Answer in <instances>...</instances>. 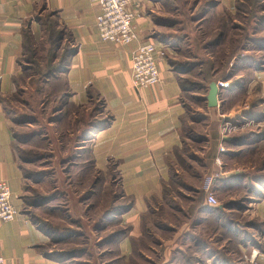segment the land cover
<instances>
[{"label": "crops", "instance_id": "obj_1", "mask_svg": "<svg viewBox=\"0 0 264 264\" xmlns=\"http://www.w3.org/2000/svg\"><path fill=\"white\" fill-rule=\"evenodd\" d=\"M233 1L217 0L207 15L229 17L235 12L238 16L245 15L240 10L230 11ZM177 2L179 4L178 0H134L138 8L133 28L140 41L155 44L160 78L156 85L138 93L132 87L130 75L137 42L126 45L102 42L96 26L99 8L90 0H0V181L7 183L16 210L12 221H0V257L5 264H71V259L77 257L67 251L54 256L51 250H44L46 235L22 209L23 174L16 154L9 103L22 88L23 58L25 51L32 48L68 52L61 60L68 61L62 73L63 83L68 87L63 90L68 105L86 106L88 86H92L109 112L108 121L96 118V124L85 129H93L88 133L93 136L95 145L92 155L98 152L96 156L111 158L116 176L123 181L124 195L134 198L128 211L117 217V223L131 222V228L127 234L122 230L112 242L116 248L112 257L127 262L138 252L145 256V251L135 244L148 228V224H141V230V217L153 216V210L161 206L157 202L163 198L164 187L179 176L176 168L180 150L190 141L198 152L195 156L197 174L193 176L195 181L183 179L179 183L181 187L205 195L185 205L170 202L168 208L182 213L186 222L178 229L171 225L168 229L195 245L190 246L195 264L201 255L206 259L205 264H264V43L260 47L262 63L255 64L253 76L262 99L253 115L259 119V125L241 135L235 133L223 140L217 137L221 124L215 121V111L224 109L229 99L223 93L218 95L215 107L207 106L206 97L201 101L207 112V124L214 131L218 130L217 135L189 140L190 130L194 129L188 127L189 124L199 126L202 122L189 118L187 103L182 97V75L169 61L171 48L175 42H180L182 34L175 28L174 17L179 13ZM56 59L57 54L54 61ZM237 94L246 100V91L244 96L240 90ZM193 110L198 112L199 107ZM240 110L241 107L236 112ZM96 156V162L102 160ZM207 177H214L212 190L217 200L218 196L222 197L216 206L205 202ZM116 206L113 211L122 207ZM172 243V239L164 240L163 252L154 253L160 261L149 262L172 264L174 256L185 253L189 244ZM170 252L174 254L167 263Z\"/></svg>", "mask_w": 264, "mask_h": 264}, {"label": "rangeland", "instance_id": "obj_2", "mask_svg": "<svg viewBox=\"0 0 264 264\" xmlns=\"http://www.w3.org/2000/svg\"><path fill=\"white\" fill-rule=\"evenodd\" d=\"M178 1L175 28L182 34L180 42H175L171 48L169 61L182 75V97L187 103L189 118L202 122L199 126L189 124L188 127L194 128L190 130L189 140L217 135L218 130L208 126L207 112L201 103L210 81L218 82V95L224 93L229 97L228 105L215 111V121L221 124L217 137L223 140L229 135H241L253 129L259 125V119L253 117L255 108L262 101L259 85L253 83V76L255 66L261 65L263 60L260 47L264 43V1L235 0L230 11L240 10L246 14L238 16L235 12L229 17L207 15L217 0ZM56 49L25 51L22 88L9 103L16 154L23 174L22 209L46 235L48 240L44 250H51L54 256H59L62 251L77 256L71 259V264H151L149 261H160L154 253L163 252L164 240L172 239V245L189 243L187 250L184 248L185 253L174 256L172 264H195L196 258L190 251V246L195 245L189 239L185 241L180 234L176 235L175 230L168 229L170 225L178 229L182 222H186L182 213L168 208L170 202L185 205L205 195L181 187L179 183L183 179L195 181L193 176L197 174L195 156L198 152L194 151L196 145L190 141L181 148L177 168L174 167L179 172L178 182L173 178L164 187L161 201L153 199L161 204L153 210V216L141 217V230L143 224H148V228L135 244L145 251V256L138 252L127 262L112 257L116 253L112 242L122 230L127 234L131 228V222L117 223V217L128 211L134 198L124 195L123 181L116 176L111 158L96 156L97 152L94 153L96 158L102 160L96 162L92 155L95 145L93 136L88 133L93 129L85 128L94 126L96 118L109 120L103 99L92 86H88L86 106L66 103L67 94L64 95L63 90L68 87L63 83L62 73L68 61L61 60L68 52ZM244 65L245 69L242 68ZM239 90L243 91V96L246 91L245 101L244 97H238ZM233 93L236 96L233 97ZM198 107L199 111L194 112L193 109ZM240 107L241 110L236 112ZM218 115L221 116L219 120ZM221 198L218 196L219 201ZM118 204L122 207L113 211ZM218 240L222 242V239ZM170 253L167 263L174 254ZM197 260L198 264H205L206 259L201 255Z\"/></svg>", "mask_w": 264, "mask_h": 264}, {"label": "built area", "instance_id": "obj_3", "mask_svg": "<svg viewBox=\"0 0 264 264\" xmlns=\"http://www.w3.org/2000/svg\"><path fill=\"white\" fill-rule=\"evenodd\" d=\"M98 6L99 13L96 26L99 39L116 45H126L137 42L131 57V81L136 92L156 85L159 81L156 49L153 42L140 41L138 33L133 28L137 4L134 0H90ZM223 151V147H220ZM214 177L205 179V202L208 206H216L218 200L212 190ZM11 193L7 183L0 181V221H12L16 210L11 203ZM0 264H5L0 257Z\"/></svg>", "mask_w": 264, "mask_h": 264}, {"label": "water", "instance_id": "obj_4", "mask_svg": "<svg viewBox=\"0 0 264 264\" xmlns=\"http://www.w3.org/2000/svg\"><path fill=\"white\" fill-rule=\"evenodd\" d=\"M220 87L216 81H210L208 84V92L206 95L207 106L215 107L218 104V93Z\"/></svg>", "mask_w": 264, "mask_h": 264}, {"label": "trees", "instance_id": "obj_5", "mask_svg": "<svg viewBox=\"0 0 264 264\" xmlns=\"http://www.w3.org/2000/svg\"><path fill=\"white\" fill-rule=\"evenodd\" d=\"M129 207H130V206H129ZM129 207H128V208H129Z\"/></svg>", "mask_w": 264, "mask_h": 264}]
</instances>
